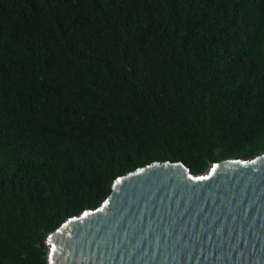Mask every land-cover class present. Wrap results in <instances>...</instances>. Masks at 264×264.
<instances>
[{
  "label": "trees",
  "instance_id": "trees-1",
  "mask_svg": "<svg viewBox=\"0 0 264 264\" xmlns=\"http://www.w3.org/2000/svg\"><path fill=\"white\" fill-rule=\"evenodd\" d=\"M264 151V0H0V264L154 161Z\"/></svg>",
  "mask_w": 264,
  "mask_h": 264
},
{
  "label": "water",
  "instance_id": "water-1",
  "mask_svg": "<svg viewBox=\"0 0 264 264\" xmlns=\"http://www.w3.org/2000/svg\"><path fill=\"white\" fill-rule=\"evenodd\" d=\"M47 264H264V151L200 175L154 161L50 231Z\"/></svg>",
  "mask_w": 264,
  "mask_h": 264
}]
</instances>
